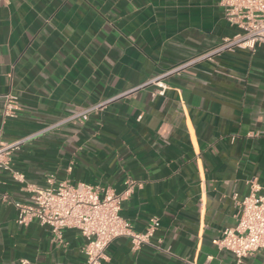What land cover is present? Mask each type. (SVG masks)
<instances>
[{
	"label": "crops",
	"instance_id": "obj_1",
	"mask_svg": "<svg viewBox=\"0 0 264 264\" xmlns=\"http://www.w3.org/2000/svg\"><path fill=\"white\" fill-rule=\"evenodd\" d=\"M219 2L0 0V140L61 122L13 153L21 181L0 174V264H85L78 230L56 239L48 225L16 221L11 200L27 201L25 185L49 174L131 186L120 213L134 231L158 219L160 249L120 237L100 264H235L215 241L253 185L264 193V42L167 76L164 95L152 97V84L119 95L232 36ZM8 92L19 107L10 118ZM242 264H264V250Z\"/></svg>",
	"mask_w": 264,
	"mask_h": 264
},
{
	"label": "built area",
	"instance_id": "obj_2",
	"mask_svg": "<svg viewBox=\"0 0 264 264\" xmlns=\"http://www.w3.org/2000/svg\"><path fill=\"white\" fill-rule=\"evenodd\" d=\"M219 4L226 20L235 27L236 31L232 36L221 38L217 44L207 50L167 68L119 95H125L147 84L155 86L151 91L152 97L164 95L167 89L164 78L167 76L179 74L204 60L214 61L225 51L253 50L258 43L264 42V0H220ZM114 98L87 106L67 120H85L91 111L103 108ZM18 109L17 96L6 93L3 101V116L14 117ZM59 123L61 122L48 125L18 139L0 140V174L12 170V155L25 142ZM11 173L14 179L20 181L23 179L22 173L17 171ZM24 188L29 194L27 201L11 200L16 209V221L19 224L36 221L40 225H48L56 239H61L64 229L78 230L85 240L83 246L86 255L85 264H100L104 259L106 247L120 237L129 238L133 249H138L142 245L160 249L159 244L151 242L154 231L159 225L156 217L150 218L147 227L137 232L120 213L131 186L121 193H115L110 187L100 188L84 181L72 183L68 179H56L53 174H49L45 185L27 184ZM257 190L254 185L251 187L249 194L240 201L237 223L223 228L222 236L215 241L219 248L233 254L235 264H242L243 260L256 250H264V193H258ZM21 262L26 263L25 260Z\"/></svg>",
	"mask_w": 264,
	"mask_h": 264
}]
</instances>
